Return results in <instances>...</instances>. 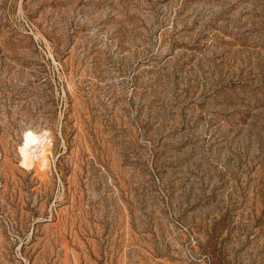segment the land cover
Wrapping results in <instances>:
<instances>
[{"label": "rangeland", "instance_id": "1", "mask_svg": "<svg viewBox=\"0 0 264 264\" xmlns=\"http://www.w3.org/2000/svg\"><path fill=\"white\" fill-rule=\"evenodd\" d=\"M0 264H264V0H0Z\"/></svg>", "mask_w": 264, "mask_h": 264}]
</instances>
